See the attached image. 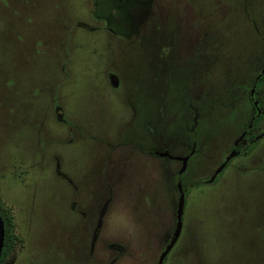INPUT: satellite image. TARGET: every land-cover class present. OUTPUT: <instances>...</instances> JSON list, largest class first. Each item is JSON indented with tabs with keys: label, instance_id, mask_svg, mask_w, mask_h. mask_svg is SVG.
<instances>
[{
	"label": "rangeland",
	"instance_id": "obj_1",
	"mask_svg": "<svg viewBox=\"0 0 264 264\" xmlns=\"http://www.w3.org/2000/svg\"><path fill=\"white\" fill-rule=\"evenodd\" d=\"M263 65L264 0H0L2 264H157L189 154L162 264H264Z\"/></svg>",
	"mask_w": 264,
	"mask_h": 264
},
{
	"label": "flooded vegetation",
	"instance_id": "obj_2",
	"mask_svg": "<svg viewBox=\"0 0 264 264\" xmlns=\"http://www.w3.org/2000/svg\"><path fill=\"white\" fill-rule=\"evenodd\" d=\"M263 67H264V65H263ZM262 68H261V70H262ZM261 70L256 74V76L254 77V80L251 82L252 85H251V88H249L248 95H247L249 103L251 104V116L248 119V122H244L242 124V126H240V128H241L240 134L238 137H236L233 140V142L230 146L229 152H231L233 149H235V151L237 152L236 154H248V148L255 141V139H257V137H259L261 135H264V129H262L261 124H260L261 119H262L261 114H262V112H264V110H261L259 108L260 104H259V99H258V95L260 92V83L264 77V72L261 73ZM253 88H254V92H252ZM257 117H260V119L258 121H255ZM163 152H158L157 154L159 156L165 157V155H161ZM189 156H190V154L187 155L188 158H189ZM180 162H182V161H180ZM181 165H182V163H181ZM186 167H187V165H186ZM182 186H183V188L185 187L184 185H182ZM186 194H187V191H186L185 195ZM171 238H170V240H171ZM170 240L168 241V243L170 242Z\"/></svg>",
	"mask_w": 264,
	"mask_h": 264
},
{
	"label": "water",
	"instance_id": "obj_3",
	"mask_svg": "<svg viewBox=\"0 0 264 264\" xmlns=\"http://www.w3.org/2000/svg\"><path fill=\"white\" fill-rule=\"evenodd\" d=\"M264 72V67L261 70V73ZM252 92H254V88L252 90ZM237 152L235 151V149H233L230 153V155L225 159V161L217 168L216 172L214 173V175L210 178L209 181H212L215 179L216 175L223 169V167L226 165V163L230 160V158L232 156H234ZM177 159H180L182 161V166L181 168L178 170V172L176 173L175 176V180L176 183L178 185L179 188V199H178V204H177V211H176V229L174 232V235L172 236L170 242L167 244V246L165 247V249L163 250V252L161 253V255L159 256L158 262L157 264H162L163 260L165 259L167 253L169 252V250L171 249V247L173 246V244L175 243V241L177 240L180 231H181V222H182V213H183V206H184V200H185V193L187 191L188 188H190L193 185H198L201 182H196L193 184H190L186 187L183 188L181 180H180V176L182 174V172L185 170L186 168V160H187V156L184 157H176ZM3 242H4V224H3V220L0 217V255L2 252V248H3Z\"/></svg>",
	"mask_w": 264,
	"mask_h": 264
},
{
	"label": "trees",
	"instance_id": "obj_4",
	"mask_svg": "<svg viewBox=\"0 0 264 264\" xmlns=\"http://www.w3.org/2000/svg\"><path fill=\"white\" fill-rule=\"evenodd\" d=\"M260 117H257L255 121H258ZM0 217L4 224V242L3 248L0 255V264H2L6 258L12 253L18 235L16 233V226L14 222L13 214L10 209L5 205L2 197L0 196Z\"/></svg>",
	"mask_w": 264,
	"mask_h": 264
}]
</instances>
